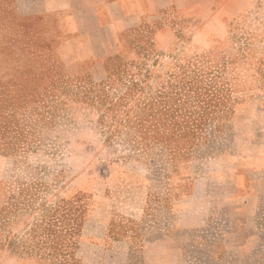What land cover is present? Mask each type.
I'll use <instances>...</instances> for the list:
<instances>
[{"label": "rangeland", "instance_id": "374dc122", "mask_svg": "<svg viewBox=\"0 0 264 264\" xmlns=\"http://www.w3.org/2000/svg\"><path fill=\"white\" fill-rule=\"evenodd\" d=\"M80 35L0 0V264H264V0Z\"/></svg>", "mask_w": 264, "mask_h": 264}, {"label": "crops", "instance_id": "0c3cea01", "mask_svg": "<svg viewBox=\"0 0 264 264\" xmlns=\"http://www.w3.org/2000/svg\"><path fill=\"white\" fill-rule=\"evenodd\" d=\"M15 12L22 17H52L57 23L73 24L82 35L92 40L98 28L113 29L116 37L141 20L168 4V0H10ZM9 5V4H8ZM5 6V5H4ZM6 7V6H5ZM7 8H10L7 6ZM91 24L87 31L80 25ZM96 55V51H93Z\"/></svg>", "mask_w": 264, "mask_h": 264}]
</instances>
